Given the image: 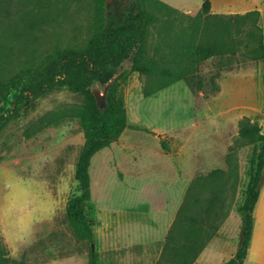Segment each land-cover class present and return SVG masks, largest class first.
<instances>
[{
    "label": "rangeland",
    "instance_id": "obj_1",
    "mask_svg": "<svg viewBox=\"0 0 264 264\" xmlns=\"http://www.w3.org/2000/svg\"><path fill=\"white\" fill-rule=\"evenodd\" d=\"M162 1L180 14L169 11L152 25L148 46L160 67L180 69L183 77L146 97L144 89L155 91L173 77L136 73L127 82L125 97L130 116L146 115L153 121H161L157 110L185 109L174 119H186V130L162 141L169 145L186 140L198 146L194 162L201 168L197 175L201 178L190 190L186 218L177 224L172 244L166 250L162 244L116 245L122 239L112 237L96 220L93 245L77 238L66 205L77 194L85 99L64 87L26 101L16 114L12 97L5 105L13 117L0 132V238L12 264H90L92 249L99 253L98 264H158L162 253L166 264H180L179 253H186L181 245L186 241L194 245V221H201L211 205L218 216L212 227L206 225L208 236L217 234L232 216L230 242L240 244L238 216L261 147L242 136L241 129L255 126L264 135V0H211L210 14L201 18L197 16L205 0ZM114 4L115 0L109 1L107 15ZM95 7L96 0H0V79L13 77L48 54L82 48L93 34ZM189 46L208 48L212 56L193 65L186 57ZM131 65L127 60L121 71ZM107 88L97 83L92 91L102 96ZM183 93L188 97L177 100L176 95ZM165 94L170 96L162 100ZM155 96L159 97L149 99ZM142 97L147 101L140 102ZM116 196L108 199L110 205L118 202ZM86 211L92 219L91 205ZM254 219L257 241L252 258L256 259L264 257V185ZM136 233L142 241L156 232ZM231 258L228 248L221 252L208 248L202 255L208 264Z\"/></svg>",
    "mask_w": 264,
    "mask_h": 264
},
{
    "label": "trees",
    "instance_id": "obj_2",
    "mask_svg": "<svg viewBox=\"0 0 264 264\" xmlns=\"http://www.w3.org/2000/svg\"><path fill=\"white\" fill-rule=\"evenodd\" d=\"M109 1L96 0L93 34L82 48L64 49L48 54L39 63L23 68L13 77L0 79V132L11 121L13 114H16L21 105L28 100L38 99L57 88L64 87L84 97L80 122L85 142L76 164L77 194L67 201L66 214L77 238L87 241L90 245L95 243L94 223L86 214L85 204L92 198L91 160L96 153L117 142L128 127L125 89L130 76L139 73L144 76L173 77L172 81L163 83L155 91L144 89L146 97L183 77L180 69L159 66L150 53L147 38L152 25L169 11L180 14L178 10L162 0H115L112 13L107 15ZM155 8L158 9L157 12L153 10ZM210 12L211 0H205L197 18L209 15ZM186 53L187 59L193 65H198L212 56L210 49L195 46L187 47ZM127 60L131 61V68L121 71ZM97 83L108 86L102 96L92 91ZM11 97L14 99L13 114L7 112L5 108ZM241 135L254 139L261 147L244 203L240 207L241 242L235 255L222 264H245L254 231V211L264 185V135L260 134L255 126L242 127ZM162 146L168 150L166 142L162 141ZM200 178L197 177L190 185L186 200L193 184ZM186 200L164 243V250L172 244L177 224L186 218L184 216ZM216 216L218 214L215 206L211 205L201 221L198 219L194 221V245L190 241L181 245L186 253H179L180 264H192L196 261L199 253L215 235L208 236L206 225L212 227V221ZM185 235L187 238L188 234ZM163 257L162 253L158 264H166L162 260ZM98 260L99 253L92 249L90 264H98ZM0 264H12L9 251L1 238Z\"/></svg>",
    "mask_w": 264,
    "mask_h": 264
},
{
    "label": "crops",
    "instance_id": "obj_3",
    "mask_svg": "<svg viewBox=\"0 0 264 264\" xmlns=\"http://www.w3.org/2000/svg\"><path fill=\"white\" fill-rule=\"evenodd\" d=\"M135 77L136 73L130 76L132 79ZM161 94L164 92L158 95ZM159 96L149 99L153 100ZM168 96L170 95L165 94L162 100ZM176 96L180 101L188 97L185 93ZM144 100H146L144 97L139 99L140 102ZM184 110L171 107L163 111L157 110V113H161L159 114L161 121H153L146 115L130 116L127 108L128 127L120 139L93 156L90 165L92 198L86 202L85 210L87 205H91L92 219L88 218L93 222L95 220L101 222L112 237L122 239V242L116 240V245L127 242L139 245H164L166 242L186 200L189 187L201 172L200 166L194 162L197 154L193 150L198 148L197 144L180 140L170 143L168 150L162 146L163 137L176 138L188 127L186 119H174L181 117ZM152 113H156V110H152ZM113 193L119 198L114 206L108 202ZM150 216L153 220L151 224ZM239 216L236 230L238 235L242 226V218L240 214ZM231 218L232 216L228 217L220 231L199 253L196 264H208V261L202 259L208 248L216 252L228 248L232 251V257L235 255L240 244L235 247L230 242ZM152 230L156 232L152 234V239L142 241L137 239V231ZM256 241L254 223L245 264H264V257L252 258L253 251L256 250ZM112 243V240L108 242Z\"/></svg>",
    "mask_w": 264,
    "mask_h": 264
}]
</instances>
